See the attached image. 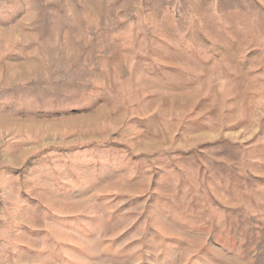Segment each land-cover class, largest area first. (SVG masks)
I'll list each match as a JSON object with an SVG mask.
<instances>
[{
  "label": "rangeland",
  "instance_id": "1",
  "mask_svg": "<svg viewBox=\"0 0 264 264\" xmlns=\"http://www.w3.org/2000/svg\"><path fill=\"white\" fill-rule=\"evenodd\" d=\"M0 264H264V0H0Z\"/></svg>",
  "mask_w": 264,
  "mask_h": 264
}]
</instances>
